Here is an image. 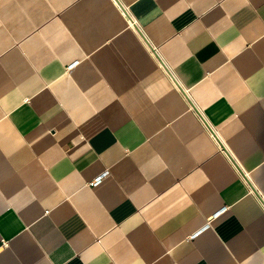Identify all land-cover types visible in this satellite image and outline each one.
I'll use <instances>...</instances> for the list:
<instances>
[{
    "label": "crops",
    "instance_id": "crops-1",
    "mask_svg": "<svg viewBox=\"0 0 264 264\" xmlns=\"http://www.w3.org/2000/svg\"><path fill=\"white\" fill-rule=\"evenodd\" d=\"M0 264H264V0H0Z\"/></svg>",
    "mask_w": 264,
    "mask_h": 264
}]
</instances>
